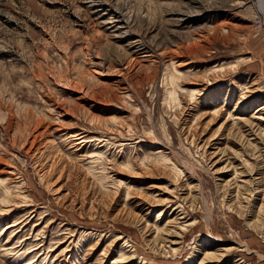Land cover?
Here are the masks:
<instances>
[{"label": "rangeland", "instance_id": "374dc122", "mask_svg": "<svg viewBox=\"0 0 264 264\" xmlns=\"http://www.w3.org/2000/svg\"><path fill=\"white\" fill-rule=\"evenodd\" d=\"M258 5L0 0V264H264L262 194L234 179L264 170L235 142L238 116L264 128ZM161 212L186 229L157 252Z\"/></svg>", "mask_w": 264, "mask_h": 264}, {"label": "bare ground", "instance_id": "6f19581e", "mask_svg": "<svg viewBox=\"0 0 264 264\" xmlns=\"http://www.w3.org/2000/svg\"><path fill=\"white\" fill-rule=\"evenodd\" d=\"M257 2H258V6H259V10L260 11H262L261 12V14L263 15V17H264V1L263 0H256ZM202 85V84H201ZM201 88V87H200ZM204 89V88H203ZM196 91H197V89H196ZM195 90H194V92H196ZM200 91V90H199ZM193 92V91H192ZM198 92V91H197ZM198 94V93H197ZM192 95H193V93H192ZM247 101V102H246ZM245 103V104H244ZM250 104H251V100L250 101H248L247 99L245 100V98L244 97H241V98H239L238 100H237V102H236V104H235V106H234V109H235V111H237V110H239V112L240 111H245L244 110V107L245 108H247L248 106H250ZM214 111H215V109H214ZM257 111L259 112V115H256V117H257V119H255L257 122H258V124H260V125H264V104L262 105V106H260V107H258V109H257ZM216 112V111H215ZM212 113H214L213 112V110H212ZM217 114H218V112H216ZM207 114H210V113H207ZM219 116V115H218ZM239 118H238V121H240L241 122V125L243 124V126H241L242 127V129H240V131L241 130H243L242 132V134H238L240 137H238V139L235 141L236 143H237V141L238 142H246L247 143V145H249V146H252V144L250 143L252 140H254V141H257V144L259 145V144H261L262 146H263V151H264V128H261V129H263V130H261V129H259L258 127H256V126H258L257 124L255 125V122L253 123L252 121H254L253 119H250V118H253V117H250V118H244V116L242 117H240V116H238ZM213 120V119H212ZM217 121V120H216ZM237 121V122H238ZM213 122V121H212ZM227 122V121H226ZM210 123V122H209ZM223 124H221V126H222ZM225 125V124H224ZM226 128H227V126H225ZM263 127V126H262ZM240 128V127H239ZM255 128V129H254ZM259 129V130H257V129ZM228 129V128H227ZM226 129V130H227ZM219 131V130H218ZM223 134V133H222ZM226 135H227V133H226ZM236 135H237V133H236ZM225 136V135H224ZM232 136V135H231ZM219 136L216 134V136H212V138H210V140H215V142H217V140L219 139L218 138ZM223 137V136H222ZM236 138V137H235ZM209 139V138H208ZM234 142V141H233ZM209 143V142H208ZM221 143H222V141H221ZM83 144V143H82ZM213 144V143H212ZM211 144V145H212ZM218 144V143H217ZM216 144V145H217ZM255 145V144H254ZM209 146V145H208ZM240 146V145H239ZM256 146V145H255ZM254 146V147H255ZM256 147H258V146H256ZM255 147V148H256ZM258 149V148H257ZM243 150V149H242ZM245 150V149H244ZM243 150V151H244ZM160 151V150H159ZM252 151H255V150H253V148H252ZM263 151H260L261 153H258L257 154V152L258 151H255L252 155H249V156H251L250 157V159H252V160H254V161H251V162H255V163H257V162H259V161H262L263 163V165H264V152ZM244 154H245V152H244ZM247 155V154H246ZM248 158V157H247ZM241 161H242V159H241ZM249 161V160H248ZM166 162V161H165ZM250 162V161H249ZM255 163H253V165H255ZM161 164V163H160ZM257 164H261V162L260 163H257ZM237 165V164H236ZM235 165V166H236ZM240 167H244L243 169L244 170H240L237 166L235 167V170H234V179L236 180V188L237 189H241V190H243L242 191V194H244V193H247L248 194V196L250 197V198H252L253 197V199L256 201L257 199H259V194L261 193L262 194V197H261V200H260V202H261V204L259 205V208H258V212H261L263 209H264V186H263V188H260V186H262V184H261V182L264 180V170H263V172L262 171H258V170H256L257 172H252L251 173V171L248 169L247 170V168H248V166H250V165H248V163L245 161L244 163L243 162H241L240 163ZM252 165V164H251ZM262 166V165H261ZM90 167V166H89ZM264 168V167H263ZM256 169H262L261 167H257ZM249 171V172H248ZM90 172H92V171H90ZM233 179V180H234ZM1 184V183H0ZM5 184V183H4ZM252 186V187H251ZM251 187V188H250ZM8 192H9V190H8ZM128 193V192H127ZM6 194H8L7 192H6ZM241 194V193H240ZM128 195V194H127ZM235 195H237V197H239V195L238 194H235ZM154 196V195H153ZM243 196H245V195H243ZM247 196V197H248ZM8 197H10L9 195H8ZM26 197V196H25ZM173 197V196H172ZM236 197V198H237ZM7 198V197H6ZM157 198V197H156ZM155 198V199H156ZM169 198V197H168ZM244 198V197H243ZM4 200V199H3ZM8 200V199H7ZM143 202H144V200H142ZM8 202H9V200H8ZM153 202L155 203V204H163V203H171V204H173L174 202H175V199H168V200H153ZM6 204V203H5ZM153 204V203H152ZM151 208V207H150ZM174 209H175V207L174 208H172V210H170V214H169V216L171 217L172 215H173V217L175 216H177L178 214L177 213H175L174 212ZM264 212V211H263ZM162 215V212L161 213H159L158 214V217L156 218V220H155V227H154V230H155V234H154V239H152V242H153V245H155L154 246V250L155 251H157L158 252V250H160V249H162L163 248V246H162V244H160L159 246H157V242H158V240H157V237H158V235L160 234V233H166V235L167 234H170V235H172V237H175V240H177L176 238H178L179 239V237L181 236V232L183 231V230H185L186 229V227H184V226H182V227H179V225L177 224L178 222H177V218H175L174 220H173V218L170 220V219H168V220H170V221H166V223L165 224H162V222H163V219L159 222L158 221V219L160 218L159 216H161ZM180 216V215H179ZM180 217H182V216H180ZM182 220V219H181ZM183 221V220H182ZM159 222V223H158ZM181 222V221H180ZM169 223H175L174 224V226H173V228L174 229H169L168 228V224ZM184 223V222H183ZM184 224H186V223H184ZM188 225V224H187ZM145 226H147V225H145ZM149 226H151V225H149ZM150 228V227H149ZM145 229V228H144ZM146 229H147V227H146ZM150 229H152V228H150ZM148 231H149V229H147ZM153 231V230H152ZM174 231V232H173ZM147 232V231H146ZM173 232V233H172ZM2 234V230L0 231V235ZM167 238V237H166ZM175 240H171L170 241V245L171 244H175L176 243V241ZM178 241V240H177ZM7 243L6 242H4L3 243V246H5ZM178 245V244H177ZM122 247V246H121ZM129 247V246H128ZM172 248H173V246H172ZM3 249H5V248H3ZM67 249V248H66ZM122 249V248H121ZM225 249H227V248H225ZM127 250V249H126ZM129 250V249H128ZM133 250V249H132ZM132 250L131 251H127V252H125V253H123V254H129V256L131 257V260H132V254H133V252H132ZM170 250L172 251V253H175V252H177L178 250H177V248H176V246H175V248H173V249H171L170 248ZM125 251V250H124ZM134 251V250H133ZM123 252V251H122ZM132 252V253H131ZM207 252V251H206ZM206 252H205V254H206ZM207 253H209V252H207ZM212 253V252H211ZM204 254V257H205V259H203V261H209L210 259L212 260V258L214 259V255H215V253H213L214 255H209V254H207V255H205ZM134 255V254H133ZM126 256V255H125ZM128 256V257H129ZM214 256V257H213ZM129 257V258H130ZM134 258V257H133ZM217 258V256L215 257V259ZM102 259V258H101ZM122 259H124V258H122ZM125 259H127V258H125ZM142 259V258H141ZM100 261V260H99ZM122 261V260H121ZM142 261H143V259H142ZM118 262H120V261H118ZM202 262V261H201ZM236 264V263H235Z\"/></svg>", "mask_w": 264, "mask_h": 264}]
</instances>
